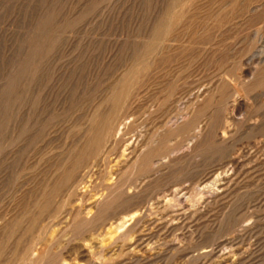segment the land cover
Instances as JSON below:
<instances>
[{
	"label": "rangeland",
	"instance_id": "374dc122",
	"mask_svg": "<svg viewBox=\"0 0 264 264\" xmlns=\"http://www.w3.org/2000/svg\"><path fill=\"white\" fill-rule=\"evenodd\" d=\"M231 250L264 264V0H0V264Z\"/></svg>",
	"mask_w": 264,
	"mask_h": 264
},
{
	"label": "bare ground",
	"instance_id": "6f19581e",
	"mask_svg": "<svg viewBox=\"0 0 264 264\" xmlns=\"http://www.w3.org/2000/svg\"><path fill=\"white\" fill-rule=\"evenodd\" d=\"M107 118V117H106ZM224 120V119H223ZM103 122V121H102ZM104 128V127H103ZM101 130V129H100ZM103 130V129H102ZM101 131H99V133H100ZM99 135V134H98ZM96 136H97V133H96ZM95 136V137H96ZM102 136H103V132H102ZM98 138H100V137H97V139ZM102 138V137H101ZM94 139V138H93ZM93 141H95V140H93ZM94 143V142H93ZM100 143V142H99ZM95 145V144H94ZM90 146H93V145H90ZM96 146V145H95ZM101 145H99L98 147H100ZM87 148V147H86ZM92 149V148H91ZM94 149V148H93ZM88 150H90V147H88ZM89 152V151H88ZM140 155V154H139ZM88 160V159H87ZM137 160V159H136ZM89 161H91V159L89 160ZM93 163V162H92ZM82 164V163H81ZM82 166V165H81ZM62 176V175H61ZM67 177H68V175H67ZM70 177V176H69ZM68 177V178H69ZM74 177V176H73ZM218 177V176H217ZM216 177V178H217ZM227 177V176H226ZM66 180V179H65ZM68 180H71V179H68ZM216 181V180H215ZM214 180H213V184H215L214 182H215ZM219 181V180H218ZM226 181V180H225ZM224 182V181H223ZM216 183H217V181H216ZM57 185V184H56ZM65 186V185H64ZM211 187V186H210ZM214 187V186H213ZM215 187H216V185H215ZM60 188H61V186H60ZM56 189V188H55ZM106 189V188H105ZM111 189V188H110ZM109 189V190H110ZM59 190V189H58ZM123 190V189H122ZM122 190H120V192L122 191ZM125 190V189H124ZM53 191V190H52ZM202 192V191H201ZM215 192V191H214ZM217 192V191H216ZM52 193H54V192H52ZM115 193H117V192H115ZM114 193V194H115ZM119 193V192H118ZM218 193V192H217ZM120 194V193H119ZM135 194V193H134ZM214 194V193H213ZM124 195V194H123ZM133 195V194H132ZM211 195V194H210ZM215 195V194H214ZM135 196V195H134ZM137 196V195H136ZM112 197H113V194H112ZM122 197V196H121ZM129 197H130V195H129ZM109 198H111L110 197V195H109ZM125 198H126V196H125ZM125 198H124V200H125ZM137 198V197H136ZM131 200L133 199L132 197L130 198ZM108 200V199H107ZM127 200V199H126ZM98 201V200H97ZM102 201V200H101ZM120 201H122V198H121V200H119V202ZM129 202H131L130 200H128ZM128 201H127V203H128ZM137 201V200H136ZM98 203V202H97ZM123 203V202H122ZM125 203H126V201H125ZM136 203V202H135ZM96 204V203H95ZM100 204V203H99ZM98 204V205H99ZM103 204H106V201H105V203H103ZM139 204V203H138ZM107 205V204H106ZM165 205V204H164ZM95 206H97V204L95 205ZM94 206V207H95ZM104 206V205H103ZM130 206V205H129ZM136 206H137V204H136ZM136 206H134V207H136ZM144 206V205H143ZM142 206V207H143ZM112 207V206H111ZM98 208H100V205H99V207ZM98 208H97V210H98ZM102 208V207H101ZM107 208V207H106ZM129 208V207H128ZM137 208H138V206H137ZM162 208H165V207H163V205H162ZM125 209V208H124ZM127 209V208H126ZM129 209H131V208H129ZM143 209V208H142ZM148 209V208H147ZM95 210H96V208H95ZM123 210V209H122ZM134 210V209H133ZM144 211H145V209H143ZM166 211V210H165ZM164 211V212H165ZM124 212V211H123ZM126 212V211H125ZM129 212V211H128ZM188 212V211H187ZM129 213H131V212H129ZM118 214H120V213H118ZM127 214V213H126ZM144 215H145V213H143ZM192 214V213H191ZM128 215V214H127ZM140 213L138 212V211H135L134 213H132L131 215H129L128 216V218L127 219H123V221L122 222H120L119 224H117L116 225V227H115V230L116 231H118L119 229H122V232H120L119 234H118V239H121V238H123V237H126V236H128L132 231H134V229H136V224H137V222L139 221V217H140ZM146 216V215H145ZM145 216H143V217H145ZM160 216V215H159ZM119 217V216H118ZM171 217V216H170ZM160 218V217H159ZM174 218V217H173ZM178 218V217H177ZM157 219V218H156ZM141 220V219H140ZM144 221V220H143ZM149 221V220H148ZM170 222V221H169ZM179 222V221H178ZM142 224H143V222H142ZM159 224V223H158ZM145 225H146V223H145ZM152 225V224H151ZM156 225V224H155ZM237 225V224H236ZM141 226V225H140ZM174 226V225H173ZM243 226V225H242ZM245 226V225H244ZM110 227H111V225H110ZM142 227H144V226H142ZM164 227H165V225H164ZM173 228V227H172ZM245 228V227H244ZM145 230H146V228H144ZM110 230V229H109ZM142 232V231H141ZM145 232V231H144ZM111 233H113V232H111ZM115 233V232H114ZM142 234V233H141ZM111 235V234H110ZM145 235V234H144ZM132 236V235H131ZM142 236V235H141ZM149 236V235H148ZM127 238V237H126ZM125 238V239H126ZM131 238V237H130ZM135 238V237H134ZM138 238V237H137ZM115 239V238H114ZM144 239V238H143ZM190 239V238H189ZM132 240V239H131ZM148 240V239H147ZM172 240V239H171ZM133 241V240H132ZM131 241V242H132ZM140 241V240H139ZM119 242V241H118ZM118 242H115V243H118ZM122 242V241H121ZM137 243V242H136ZM221 244V243H220ZM147 245H149V244H147ZM146 245V246H147ZM227 245V244H226ZM141 246V245H140ZM201 246H203V245H201ZM218 246V245H217ZM221 246V245H220ZM207 247V246H206ZM232 247V246H231ZM202 248V247H201ZM208 248H211V246H209ZM136 249V250H135ZM135 251H137V248L135 247ZM142 249V248H141ZM144 249V248H143ZM142 249V250H143ZM175 249V248H174ZM180 249V248H179ZM195 249V248H194ZM207 248H202V249H200L198 252H197V255L198 256H204V255H208V253H209V251L208 250H206ZM228 249V248H227ZM226 249V250H227ZM231 249V248H230ZM92 250V249H91ZM151 250V249H150ZM164 250V249H163ZM166 250V249H165ZM182 250V249H181ZM186 250V249H185ZM191 250V249H190ZM216 250V249H215ZM223 250V249H222ZM90 251V250H89ZM139 251V250H138ZM167 251H168V249H167ZM186 251H188V250H186ZM185 251V252H186ZM195 251V250H194ZM221 251V250H220ZM228 251V250H227ZM86 252V251H85ZM193 252V251H192ZM213 252V251H212ZM218 252V251H217ZM230 253L229 254H226V255H222V261L223 262H225V264L227 263V262H229V259H230V254H232L233 256H235L236 254V252H234V250H231V251H229ZM137 253V252H136ZM188 253V252H187ZM219 253V252H218ZM217 253V254H218ZM224 253V252H223ZM191 254V253H190ZM196 254V253H195ZM210 254V253H209ZM134 255V254H133ZM140 255H142V254H140ZM186 255V254H185ZM193 255V254H192ZM206 255V256H207ZM216 255V254H215ZM220 255V254H219ZM144 256V255H143ZM187 256V255H186ZM195 257V256H194ZM216 257V256H215ZM220 257V256H219ZM218 257V258H219ZM90 258V256L88 255V254H85V259H89ZM156 258V257H155ZM212 258V257H211ZM194 259H196V258H194ZM202 259V258H201ZM204 259H206V258H204ZM239 259V258H238ZM90 260H91V258H90ZM199 260V259H198ZM197 260V261H198ZM231 260V259H230ZM150 261V260H149ZM153 262V261H152ZM233 261H231V263H232ZM94 263V262H93ZM92 264V263H91ZM150 264V263H149ZM153 264V263H152ZM215 264V263H214Z\"/></svg>",
	"mask_w": 264,
	"mask_h": 264
}]
</instances>
